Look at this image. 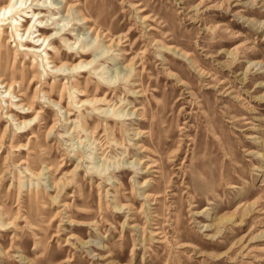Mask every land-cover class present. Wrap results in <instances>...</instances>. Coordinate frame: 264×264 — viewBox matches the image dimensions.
<instances>
[{
  "label": "rangeland",
  "instance_id": "obj_1",
  "mask_svg": "<svg viewBox=\"0 0 264 264\" xmlns=\"http://www.w3.org/2000/svg\"><path fill=\"white\" fill-rule=\"evenodd\" d=\"M37 1L70 30L0 23V264H264V0Z\"/></svg>",
  "mask_w": 264,
  "mask_h": 264
},
{
  "label": "bare ground",
  "instance_id": "obj_2",
  "mask_svg": "<svg viewBox=\"0 0 264 264\" xmlns=\"http://www.w3.org/2000/svg\"><path fill=\"white\" fill-rule=\"evenodd\" d=\"M27 2H28V0H10L8 2V4L1 6L0 7V23H2L4 25H10L11 28L13 29V31L15 30L17 33L22 32V34H20L19 36L21 37V41H23V39H25L26 44L22 45V47L24 48V50H23L24 52L30 53L33 56H41L43 54L49 55L50 53H48V49H50L52 51L57 50V47L55 46L57 39L59 37L66 36L67 31H69L70 29L66 30L61 35H53V34L50 35V33H52L54 30H56V28H52V27L55 24H58V22H56V21H58L57 19H59V18L56 17L57 13H54L58 8H54L52 6H46L45 4L40 5V1H37V0H33L32 4L28 8H26ZM36 2H38V3L36 5H33V3H36ZM19 4H21V6L18 9ZM68 5H69V3H66V6H68ZM39 7L44 8V9H42L43 11H36V9ZM70 8H71V5H69L67 7V11H69ZM46 13H50V14L53 13L52 15L54 16L53 19L55 21L53 24H48V23L44 24V22H45L44 19L46 17V15H45ZM24 15H28L27 17H30V15H31L33 17V19H35V23L31 24L29 26L28 25L26 26L22 23L17 24V20H18L17 17L19 16L22 18ZM81 17H82L81 18L82 21L85 22V24H89V21L87 20V18H85L84 16H81ZM22 22L24 23L27 21L23 20ZM28 24H29V22H28ZM65 29H63V30H65ZM92 32L96 35V39L107 40L108 43H111V46L112 45L118 46V45L123 44L124 38L122 36H118V37L114 38L113 33L106 34L105 32H101V31H92ZM67 41H70V39H67ZM88 55H89L88 53L84 52L80 57L81 61L77 64L69 65L67 63H62L60 65H56L53 61L50 62L49 64L52 65V68H55L58 71V73L63 72L66 69H69L70 71L74 72V71H77L78 69H84V66L91 65L92 62H86L83 59L84 57H86ZM49 60H52V58L50 57ZM135 66H136V64H135ZM30 71L34 72L35 71L34 67L31 68ZM137 86H138V84H137ZM2 88L5 89V92H3V94L6 93V94H9L10 96L13 94V91H14L13 86L7 85L4 82V80L0 78V89H2ZM75 91L77 92V90H75ZM140 92H142V91H140ZM83 94L84 93L81 92L82 96H83ZM48 100L51 103V105L53 104V105L59 106L60 109H63L61 107L60 103H58L54 100H51V99H48ZM19 102H21V100H18L15 103H19ZM105 102H107V101H105ZM93 103H94V101H85L84 102V104H86V105L87 104L93 105ZM14 107H15V105H14ZM17 107H18V109H27L26 113L22 112L24 115L32 113V111H33L32 108L28 107L27 105L21 104V105H18ZM14 118L16 119V121L20 120V119H18L17 115H15ZM65 118H66L65 120H68L67 117H65ZM35 120L36 119L23 120L18 124L21 126L29 125L30 123L34 122ZM162 234L163 233L161 231L157 230L154 235L158 236V237L159 236L162 237ZM159 243H163V242H159Z\"/></svg>",
  "mask_w": 264,
  "mask_h": 264
}]
</instances>
